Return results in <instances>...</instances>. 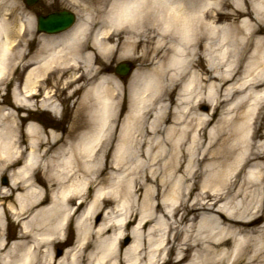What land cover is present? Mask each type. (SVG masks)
Returning <instances> with one entry per match:
<instances>
[{
	"label": "bare ground",
	"instance_id": "1",
	"mask_svg": "<svg viewBox=\"0 0 264 264\" xmlns=\"http://www.w3.org/2000/svg\"><path fill=\"white\" fill-rule=\"evenodd\" d=\"M253 1L261 7L256 8L250 0H123L146 2L148 7L114 10L113 0H92V9L99 14L88 12L68 29L42 33L38 52L26 61L22 88H14L12 93L17 108L32 105L38 80L54 68L67 71L79 67L81 74L73 75V82L80 76L92 77L93 54L105 57L115 49L120 38H111L123 25L127 29L121 31L122 37L133 46L136 40L127 33L135 29L137 18L150 14L157 29L151 28V32L160 34L155 53L165 57L149 70L135 71L129 80L127 110L117 133L115 161L109 166H124L127 143L135 152L147 155L142 177L150 180L152 188L145 187L138 221L124 245L123 256L129 264H145L139 255L144 236L150 249L147 264L168 262L172 252V264H259L264 255V143L259 142L264 119V25L257 24L264 17V0ZM232 2L237 23L218 25L227 13L218 11L217 6ZM8 11L6 6L0 12V79L12 43L5 16ZM130 15L134 23L124 22ZM31 21L25 16L20 26ZM245 38L251 40L252 50L246 68L236 78L239 41ZM230 46L236 53L231 60L227 57ZM219 47L225 49L216 57ZM121 91L120 82L106 73L83 87L67 130L72 138L64 139L51 128L45 136L39 124L26 121L23 130L29 151L10 176V185L21 190L14 196L17 208L10 207L13 214L27 220L22 221L17 242L7 246L0 237V251L7 248L11 258L0 262L121 264L124 233L118 231L110 237L106 233L122 227L130 201L140 197L134 193L142 185L136 186L131 171L125 177L118 174L109 192L95 190L89 204L75 217L74 245L64 249L59 258L54 255L55 243L63 241L65 225L84 202L85 189L97 177L101 153L116 131ZM201 102L210 108L200 110ZM40 106L59 115L58 102L47 93ZM222 107V115L212 124V116ZM15 121L13 110H1L0 161L11 153H22ZM37 168L44 170L47 196L32 180ZM1 193L3 198L9 196ZM105 195L117 199L120 213L96 224L93 216L102 211ZM74 200L81 203L75 209ZM2 224L0 217V228Z\"/></svg>",
	"mask_w": 264,
	"mask_h": 264
},
{
	"label": "rangeland",
	"instance_id": "2",
	"mask_svg": "<svg viewBox=\"0 0 264 264\" xmlns=\"http://www.w3.org/2000/svg\"><path fill=\"white\" fill-rule=\"evenodd\" d=\"M3 2L0 4V12L2 8L8 7L9 11L5 15L7 20L10 23V37L12 38V43L9 48L8 59L5 63L4 75L0 79V112L5 108H10L15 112L16 115V125H17V132L16 135L18 139H21L20 148L22 153L20 155H13L6 158H2L0 161V217L2 219V226L0 228V237H3V240L6 241L7 246L13 242L18 241V236L22 229V221L27 220V218L21 219L19 216L13 214L10 205L18 206L17 201L15 200V194L20 192L21 190H15L10 185V176L13 177L15 175V169L20 166L23 162L24 156L27 155V136L23 130L24 124L27 120H32L39 124L44 129L45 136L47 135V129H55L64 139H67L70 135L67 133V130L72 124L73 117L75 115V109L77 107L78 102L81 100L82 89L85 87L89 82L96 79L103 73L112 75L117 79L121 86L122 91L120 96V102L118 105V115L115 122V129L116 131L110 136L109 141L105 145V150L101 153V161L100 166L97 167L98 171L96 173V178L94 181H91L90 187L88 190L85 191V198L84 202L75 210V213L70 217L67 221L64 229L63 234V241H56L54 255L59 258L63 250L67 247H72L76 240V227H75V217L78 213L82 211V209L89 204L90 200L93 198V194L96 189H103L106 192L111 190L113 182L116 180L117 175H124L131 171L133 173V180L136 182V186L142 185L140 190H137L134 193V196L140 197L130 201V212L126 214L125 222H128L127 225L124 224L120 228H110L109 231L106 233L109 237L117 234L118 231L124 233V236L120 240V250H119V259L121 264H129L130 262L126 261V258L123 256L124 251V240L129 236V231L135 227L139 215L137 212L141 209V201L143 198V194L145 192V187L150 190L152 188V183L150 180L145 181L143 179V169L148 166L147 155L142 152H135L134 154L128 155L125 158L124 166L120 168H111L110 165L114 164L115 161V153H116V143H117V133L118 129L121 125V120L123 115L127 110V85L129 80L131 79L133 73L143 72L146 70L151 69L158 60H163L161 52L155 53V42L157 37L160 34H154L151 28L156 29L155 27H151L150 22V14L148 18L145 16H141L136 19V27L133 31L128 32L127 34L130 35L131 39L136 40L133 46H129L125 42V38L122 37L125 35L122 30H126V26L123 25L121 28L122 30L120 33L113 34L114 37L112 39L120 38L117 42H115V49L111 52L107 53L105 57L98 55L97 53L93 52V49L89 47V49L95 53L93 54L92 64H93V71L92 77L87 78L85 76H80L77 78L76 82H73L71 79L74 76H78L81 74V70L79 67L76 69H66L60 70L59 68H54L50 71H47L46 74L38 80L37 83V93L38 95L32 101V105L17 108L16 104L13 101V89L17 88L21 90L24 74L27 70V63L30 57L36 54L39 50V37L41 34H37L35 31V27L33 24V16L34 12H48L55 9H69L73 10L76 15L77 19L81 18L82 15L85 13H93L94 15L99 14V11L92 9L93 2L92 0H38L35 4L31 6H26L24 0H2ZM238 3H242V0H237ZM231 2V0H230ZM250 3L255 4L256 8L261 7L258 2L250 0ZM236 8L235 4L232 2L229 6L226 5H218L217 10L221 11L222 13H227L226 17H222V19L218 22V25H225V24H232L237 23L238 19L233 17V10ZM255 8V7H254ZM150 13V12H149ZM25 16H29L31 23H25L22 27L20 26L21 18L24 19ZM146 21L149 22V26L146 27ZM154 25V23H153ZM120 28V29H121ZM159 31V30H158ZM156 32V31H155ZM117 36V37H116ZM150 36L152 38H150ZM86 42H89V37L86 39ZM241 42L239 47L238 53L241 54L239 64V73L236 74V78L241 76V72L246 68L247 60L249 59L252 44L251 40L245 38ZM225 48H218L214 53L216 57H218ZM234 47H229V52L227 53V57L230 60L233 58L232 55L234 53ZM236 58V57H235ZM121 61H130L133 64L134 71L131 74H126L123 76L118 75L114 72V66ZM203 61H200L202 64ZM102 69H107V71H102ZM47 93L48 95L52 96L59 104L60 112L58 116L53 115L48 109L41 108L40 100L42 99L43 95ZM210 108L209 104L205 102H201L199 105V109L202 111H207ZM224 107L218 109L216 113H214L213 122L217 120V118L222 115V110ZM212 110H210V114ZM27 115V119H24V116ZM23 117V118H22ZM86 117H84L85 119ZM12 118H9L10 120ZM211 124V125H212ZM211 127V126H210ZM81 131L79 128L77 131ZM261 132L263 137H261L259 142L264 143V119L262 121ZM73 136V135H72ZM70 135V137L72 138ZM63 142V141H62ZM61 142V143H62ZM104 166V168H103ZM103 168V169H102ZM131 170H126L130 169ZM126 170V171H125ZM44 170L37 168L32 171L31 177L34 181V184L37 187L42 188L44 190V195H48L47 189L48 183L45 180L43 175ZM126 173V174H125ZM6 177V182H3V177ZM125 177V176H124ZM264 184V182H263ZM4 186V187H3ZM21 189V188H20ZM264 189V188H263ZM2 191L9 194L7 198H3ZM195 190L188 195V200L191 201L194 196ZM264 193V192H263ZM76 200L73 201L74 206L77 205ZM117 199L110 197L109 195H105V202L101 204L103 207L102 211L99 214H94L93 221L94 223L98 224L103 221L105 218L108 219H115V215L118 212L116 208ZM116 208V212H114L113 208ZM123 212V211H122ZM121 216V215H120ZM177 217L179 216L176 215ZM118 218V216L116 217ZM147 226L142 229L146 233ZM142 245L140 247V259L142 263L147 264L145 261L150 254V249L147 246V237L144 236V240L142 238ZM174 252L170 253L167 257L170 258V261L165 262L163 264H172L171 260L173 259ZM11 259L9 257V253L7 252V248L0 251V261ZM13 264V262H0V264ZM51 264H57V262H52Z\"/></svg>",
	"mask_w": 264,
	"mask_h": 264
},
{
	"label": "water",
	"instance_id": "3",
	"mask_svg": "<svg viewBox=\"0 0 264 264\" xmlns=\"http://www.w3.org/2000/svg\"><path fill=\"white\" fill-rule=\"evenodd\" d=\"M36 0H25L26 4L31 5ZM53 21H59L57 24H53ZM74 21V15L70 11L61 10L48 13L45 16L38 17L37 28L39 31H45L48 33L58 32L63 29L68 28ZM132 69V66L128 63H119L115 71L121 75L128 73ZM3 182H6V178H3ZM128 241V238L125 240V243Z\"/></svg>",
	"mask_w": 264,
	"mask_h": 264
},
{
	"label": "snow or ice",
	"instance_id": "4",
	"mask_svg": "<svg viewBox=\"0 0 264 264\" xmlns=\"http://www.w3.org/2000/svg\"><path fill=\"white\" fill-rule=\"evenodd\" d=\"M128 20H132L133 23H134L133 17H132L131 15L128 17ZM52 23H53V24H57V23H59V21H53ZM257 24H258V25H264V17H260V19L257 21ZM145 26H146V27L149 26V22H148V21H146ZM151 27H155V25H151ZM77 35H79V33H77ZM185 40H186V42H187V37L185 38ZM102 71H105V72H106L107 69H102ZM108 78L111 79V77H108ZM177 86H178V85H177ZM135 130H136V131L139 130L138 126L136 127ZM131 132H132V129L129 130V134H131ZM98 147H102V145H98ZM127 148H128V152L125 153L126 155H131V154H134V153H135V149L132 147V144H131V143H127ZM253 179H255V177H253ZM262 188H264V184H262ZM204 222H206V221H204ZM202 223H203V222H202ZM217 223H218V222H217ZM259 264H264V255H262V256L260 257Z\"/></svg>",
	"mask_w": 264,
	"mask_h": 264
},
{
	"label": "clouds",
	"instance_id": "5",
	"mask_svg": "<svg viewBox=\"0 0 264 264\" xmlns=\"http://www.w3.org/2000/svg\"><path fill=\"white\" fill-rule=\"evenodd\" d=\"M122 7L132 9V10H141V9H146L148 7V4L146 2L145 3H125V2H123V0H113L112 8L114 10L122 8ZM124 22L133 23L132 20H127Z\"/></svg>",
	"mask_w": 264,
	"mask_h": 264
},
{
	"label": "flooded vegetation",
	"instance_id": "6",
	"mask_svg": "<svg viewBox=\"0 0 264 264\" xmlns=\"http://www.w3.org/2000/svg\"><path fill=\"white\" fill-rule=\"evenodd\" d=\"M41 12H38V14H40ZM44 13H46V12H44Z\"/></svg>",
	"mask_w": 264,
	"mask_h": 264
}]
</instances>
